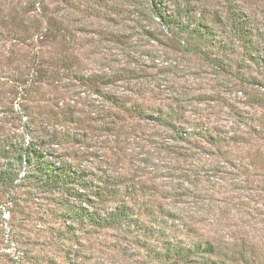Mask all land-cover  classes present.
I'll use <instances>...</instances> for the list:
<instances>
[{
	"label": "trees",
	"instance_id": "trees-1",
	"mask_svg": "<svg viewBox=\"0 0 264 264\" xmlns=\"http://www.w3.org/2000/svg\"><path fill=\"white\" fill-rule=\"evenodd\" d=\"M164 1L85 0L87 5L81 9L73 0H57L48 11L47 6L37 7L29 0L31 8L25 13L30 14L32 26L42 28L41 37L71 49L77 41L71 26L80 21L75 13L87 10L101 15L104 8V45H113L105 48L115 50L117 68L79 72L77 56L65 54L45 65L38 51L25 65L27 71L9 76L8 94L0 95V215H10L13 233L17 214L28 218L32 215L28 202L37 204L40 199L52 204L40 211L41 216L62 219L66 232L61 236L68 241L76 231L135 230L148 215L156 227L166 226L149 203L160 191L173 199L174 206L191 204L201 216L215 207L204 200L214 185L210 173L219 171V164L205 161L198 150L204 144L226 148L244 138V131L232 126L229 134L212 125L204 116L206 107L193 103L213 93L196 87L189 93L170 90L158 83L159 75L190 74L196 83L210 67L232 75V86L226 91L232 102L227 107L237 123L246 124L247 109L235 104L239 93L249 106V102L264 104V97L237 87L242 85L238 72L243 60L227 72L233 66L223 57L232 61L240 53L259 58L255 37L261 35L240 0H224V12L207 9L198 16L195 5L175 1L171 13ZM22 15L8 18L26 30L29 24ZM81 24L88 26L86 21ZM218 26L229 30L230 41L217 33ZM167 177L177 180L159 182ZM160 210L165 214V208ZM170 214L176 220L172 229H185L190 241L166 243L158 258L181 264H257L247 254L243 238L231 237L229 249L238 257H226L225 263L216 239L196 236V215L173 209ZM1 235L0 227V241Z\"/></svg>",
	"mask_w": 264,
	"mask_h": 264
},
{
	"label": "rangeland",
	"instance_id": "rangeland-1",
	"mask_svg": "<svg viewBox=\"0 0 264 264\" xmlns=\"http://www.w3.org/2000/svg\"><path fill=\"white\" fill-rule=\"evenodd\" d=\"M31 1L37 7L47 6L50 11L57 0ZM175 1L181 2L182 5L186 3H190L193 7L195 5L197 16L207 9L220 12L226 10L224 0H165L164 5L171 13ZM240 1L242 7L252 15L256 30L261 35L255 37L259 58L253 59L249 55L242 56L237 53L232 61H227L225 57L223 61L233 66V70L227 68V72H233L237 61L243 60L241 70L238 72L239 82L242 85L237 87H242L248 94L264 97V0ZM28 2L29 0H0V91H5L0 92V95L8 94L9 76L18 71H27L25 65L38 51H41L38 58L45 61V65L47 60H55L65 54L68 57L77 56L75 69L79 72L93 73L107 68H117L114 60L115 50L105 48L107 45H113L110 44L111 42L104 45L106 34L103 29L107 26L106 19H103L104 8L100 9L101 15L96 11L87 10L83 11L84 13H81L82 11L75 13L80 21H74L71 26L77 37L74 49H71L64 48L51 37H41L42 28L32 26L28 20L30 14L25 13L31 8ZM72 3L81 9L87 5L85 0H73ZM15 13L18 16L23 14L21 18L29 24L26 30L15 27L10 22L8 15ZM37 13L39 12L36 11L35 14ZM37 17L42 19L40 14ZM81 21H86L88 26H83ZM42 25L44 26L45 22H42ZM216 30L220 35H227L228 41L231 40L228 29L226 31V28L218 26ZM238 51H241V48ZM23 55L26 56L21 59ZM195 62L200 63L199 60ZM167 75H159L158 83H165L170 90L184 89L189 93L193 87H196V90L205 91L206 94L213 93L210 94L213 96L200 103L193 102L206 107L204 116L212 125L229 131V134L232 126V129L239 126L237 131H244V138L226 148L204 144L198 150L199 156L201 155L205 161L219 164V171L210 173L214 185H210L208 199L204 200L215 206L210 210V214L205 210V215H198L196 212L201 211L191 204L174 206L173 199L166 195L162 196L160 191L157 196L150 198L149 203L155 213L167 221L166 226L156 227L157 224L152 221V216L148 215L142 217L143 226L136 227L135 230L105 228L87 233L76 231L75 236L70 233L73 240L68 241L61 236L66 232L62 219L47 214L41 216L40 211L52 204L45 205L47 200L40 199V203L37 204L28 202L30 206L28 210L32 213L28 218L22 213L17 214L14 233L11 231L13 221H10V215H0L1 237H3L0 241V264H181L157 257L159 253H164L166 243L176 239H183L184 243L190 241L191 234L185 229L182 232L172 229L171 225L176 223V220L173 222L175 216L167 215L172 209L196 215V236L203 239L212 236L216 239L220 243L221 257H225V263L229 262L226 257L231 255L238 257L235 250L229 249L228 243L232 242V237L246 240L247 254L257 264H264V104L249 102V106L242 103L244 96L239 93L235 104L247 109V113L243 116L246 124H239L227 107L232 102L226 92L232 86L231 80L234 79L232 75L223 74L212 67L202 74L198 83L190 74L188 77H179L175 72ZM199 170L203 173L204 169L199 168ZM176 180L167 177L159 179V182L165 184L170 181L173 184ZM160 207L165 208V214ZM40 217H43L44 221Z\"/></svg>",
	"mask_w": 264,
	"mask_h": 264
}]
</instances>
